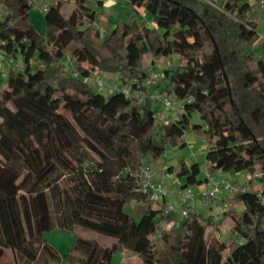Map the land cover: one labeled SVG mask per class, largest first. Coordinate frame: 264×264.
I'll return each instance as SVG.
<instances>
[{"label": "trees", "instance_id": "trees-1", "mask_svg": "<svg viewBox=\"0 0 264 264\" xmlns=\"http://www.w3.org/2000/svg\"><path fill=\"white\" fill-rule=\"evenodd\" d=\"M129 1L152 14L153 27L130 19L100 36L87 0L71 1L67 15L64 2L50 0L39 33L29 19L33 2L0 0V55L7 60L0 77V257L27 234L37 241L41 264L62 260L37 236L50 229V193L55 209L68 208L73 222L85 216L97 234L77 236L66 264H112L113 251L126 242L141 264H264V203L253 181L227 200L223 214L233 222L227 238L214 214L193 208L176 218L165 199L152 201L138 189L141 166L163 170L166 144L184 146L190 129L205 139L207 171H258L264 194V35L258 29L264 9L259 0L256 6L250 0ZM147 54L177 58L163 68L162 86L146 83ZM94 71L119 79L130 95L84 82ZM153 87L180 102L177 111H166L167 121L157 119L163 108ZM193 113L199 122L191 121ZM69 116L98 160L78 152ZM131 149L136 172L127 161ZM63 150L73 161L54 164ZM200 170L197 161L166 164L167 173L182 178L181 187L203 183ZM132 202L147 208L125 211ZM236 203L242 210L233 209ZM106 237L112 243L102 246Z\"/></svg>", "mask_w": 264, "mask_h": 264}, {"label": "rangeland", "instance_id": "rangeland-1", "mask_svg": "<svg viewBox=\"0 0 264 264\" xmlns=\"http://www.w3.org/2000/svg\"><path fill=\"white\" fill-rule=\"evenodd\" d=\"M251 3L256 6V0H250ZM88 5L95 11V21L92 23V27H102L104 29V34H107L108 31L118 22L127 21L130 19H134L138 25H145L147 27H153L152 14L143 8L134 9L130 4L129 0H105L103 3H98L96 0H87ZM42 5L43 0H35L33 5L29 11V19L33 23L35 29L39 33H43L45 30V23L42 14ZM73 6L72 2H66L63 4L61 11L64 13L69 8ZM264 21H262L258 29H263ZM176 57L158 55L157 57H152L150 54L144 56L143 59V68L151 69L155 68L159 71V77L151 83V86H162L165 80V77L162 75L163 68L170 66L173 62H176ZM153 61V62H152ZM7 60H3L4 66L6 67ZM17 63L20 65V60H17ZM3 66V67H4ZM151 67V68H150ZM100 73V72H99ZM103 74V73H100ZM110 78V76H109ZM106 80H112L107 79ZM5 84V80L0 81V88H2ZM157 91V87H153ZM170 112V111H169ZM70 121L73 125V130L75 133H70V137L72 138L73 144L78 149V152H85L89 156L93 157L95 160H98V155L93 152L82 140V136L84 135L83 131L79 128L76 122L73 120L71 116H69ZM199 116L197 113H193L191 116L192 122H199ZM183 138L185 140L184 146H173L170 143L166 144L165 153L163 158L166 159V164H175L180 159H183L185 162L190 163L192 161H197L200 165V178H205L206 172V161H205V139L202 135L195 134L190 129L185 131L183 134ZM162 158V159H163ZM3 159V155L0 153V160ZM68 161H73V158L69 151L63 150L62 156L58 157L56 162H62L66 164ZM129 167L132 168L133 172L137 170V161L134 157V151L131 149V154L127 159ZM166 164H164L163 170L159 169L156 164H151L150 167L157 170L155 173V178H161L164 185L167 189L172 190L173 185L175 184V180H177L175 175L169 174L166 171ZM162 172V173H161ZM216 177L220 175L228 176L230 179H234L232 172L230 171H219L214 170L211 171ZM250 181H253L256 184V181L249 178ZM182 178L177 180V183H181ZM177 186L179 184H176ZM60 186H63V183L60 181ZM175 186V187H177ZM189 188H193L191 185H187ZM196 185L194 189H196ZM170 197V198H169ZM167 198H169L168 203H171V207L168 209L169 213L174 217H181V207L178 204L177 197L175 194L170 193ZM48 201L50 204V229L43 230L37 234L40 241H47L52 246H54L60 253L62 257V262L59 260H51L48 264H66L65 254L70 250L75 238L79 235L88 236V237H96L97 234L94 232L92 227V221H90L85 216L79 218L78 221L73 222L68 217V208L62 207L61 212L54 207L53 199L50 193H48ZM204 204V205H203ZM214 204L208 200H200L198 197L195 199V209L203 210V213L210 214L213 213ZM147 207L141 204H135L134 202L130 204H126L124 206L125 211H135L137 213H141ZM243 205L240 203H236L233 207L234 210H242ZM122 213H119L121 216ZM217 218L221 219L223 224L221 225V236L223 238H227L230 236V226L233 225L231 217L229 215L221 214L218 215ZM161 224L165 227L169 226L171 222L160 221ZM211 230L207 229L205 231V239H208L210 236ZM104 244H111L112 240L108 237L100 240ZM37 241L34 239H30L26 235H24V241L18 242L15 247H9L5 251V254L0 257V264H41L42 255L37 251ZM121 251L115 250L111 256L112 264H140L137 258L139 256L136 252L130 247V245L123 246ZM73 253L80 254L79 252L73 251ZM81 255V254H80ZM121 257L123 260H120Z\"/></svg>", "mask_w": 264, "mask_h": 264}, {"label": "built area", "instance_id": "built-area-1", "mask_svg": "<svg viewBox=\"0 0 264 264\" xmlns=\"http://www.w3.org/2000/svg\"><path fill=\"white\" fill-rule=\"evenodd\" d=\"M29 1L34 2L35 0ZM49 1L50 0H43L42 9L46 8ZM56 1L66 3L71 2L73 0ZM259 2L262 8L264 9V0H259ZM96 28L98 30V34L100 36H103L104 29L102 27ZM262 35H264V32H262ZM66 62H68L67 59ZM3 66V59L0 55V77H4L6 75V69ZM159 75L160 73L158 70H156L155 68H151L146 78V83L150 86V84L153 83L159 77ZM83 81L91 83L92 86L98 91L111 93L119 89L122 90L125 95H130L129 88L127 86L121 85L119 79L107 81L106 78L98 71H94L91 74L84 76ZM152 95L160 99L163 108V110H160L156 113L157 119L164 118L165 121H167L168 119L166 118L165 114L166 111H177L180 108V102L174 98L163 96L157 91L152 92ZM139 96L140 100L141 98H143L144 95L141 94ZM159 169L161 170L160 167ZM155 173H157V170L149 166H141L139 170L138 189L142 192H145L150 200L160 201L162 199H165L167 202L166 211L169 212L168 209L171 207V203H168L167 196L170 193L175 194V196L177 197L178 204L181 207V214L182 216H186L189 209L195 208V199L198 197L200 200H208L214 204V211L212 214H214L216 217L218 215L223 214V212L229 208L227 200L233 196L236 190L246 189L248 187L249 178L251 177L255 180L260 175V172L258 171L253 173L234 171L232 172L234 179H230L228 176L225 175H220L219 177H216L213 173L206 170L204 186L198 187L196 189H194V186H192L193 188H189L188 186H180L174 187L172 190H169L164 185L161 178H155ZM255 185L258 188V196L261 202L264 203V194L262 193V187L257 181Z\"/></svg>", "mask_w": 264, "mask_h": 264}, {"label": "crops", "instance_id": "crops-1", "mask_svg": "<svg viewBox=\"0 0 264 264\" xmlns=\"http://www.w3.org/2000/svg\"><path fill=\"white\" fill-rule=\"evenodd\" d=\"M72 7L73 6H71V8H69L66 12H64V14L65 15H67L70 11H71V9H72ZM261 31H263L264 32V24H263V29L261 30ZM162 173V172H161ZM177 180H179V178H176ZM177 180H175V184L173 185V188L175 187V186H177L176 184H179L177 187H180V185H181V183H177ZM204 181H205V179H204ZM205 185V182L204 183H201V184H199V185H196V187L198 188V187H202V186H204ZM170 198V197H169ZM169 198H167V200H169ZM204 205V204H203ZM173 222L175 221L174 219L172 220ZM131 243V244H130ZM100 244L102 245V246H108L107 244H104V243H102V242H100ZM126 245H130V247L132 248V242H126L125 244H123L122 245V247L121 248H118V249H116V250H119V251H121V254L123 253L122 252V248H123V246H126ZM77 252V251H76ZM81 254V253H80ZM80 254H77L78 256H81ZM138 259V261L140 262V264H141V260H140V258H137ZM120 260H123V258L121 257V259Z\"/></svg>", "mask_w": 264, "mask_h": 264}]
</instances>
